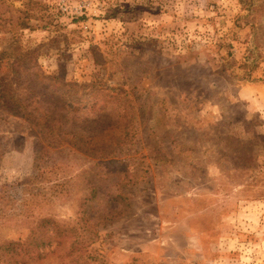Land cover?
<instances>
[{
	"label": "rangeland",
	"instance_id": "374dc122",
	"mask_svg": "<svg viewBox=\"0 0 264 264\" xmlns=\"http://www.w3.org/2000/svg\"><path fill=\"white\" fill-rule=\"evenodd\" d=\"M31 1L0 0V50L98 131L50 145L0 107V264H264V0Z\"/></svg>",
	"mask_w": 264,
	"mask_h": 264
},
{
	"label": "trees",
	"instance_id": "16d2710c",
	"mask_svg": "<svg viewBox=\"0 0 264 264\" xmlns=\"http://www.w3.org/2000/svg\"><path fill=\"white\" fill-rule=\"evenodd\" d=\"M39 3L27 0L28 6H39ZM32 17L34 16L29 14L28 9L21 10L18 17L19 27L29 28ZM15 58L14 48L0 50V107L13 116L28 120L50 145L69 144L83 147L91 144L98 131L95 119L92 118L95 117L94 103L89 104L90 102L77 96V90L81 87L76 84L54 83L43 73L40 80L35 74L31 75L34 77L32 78L27 74L30 69L19 70L15 66ZM86 87H90L89 93L94 90V84L82 87L83 90ZM109 109L105 106L102 113L109 114ZM83 139L85 142H82ZM48 224L53 223L46 219L39 220L38 228L31 233L29 241L8 242L2 249L9 254H21L29 258V247L42 249L50 244L51 241L45 240L43 236V230ZM53 226L59 230L57 225Z\"/></svg>",
	"mask_w": 264,
	"mask_h": 264
}]
</instances>
